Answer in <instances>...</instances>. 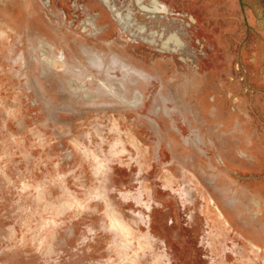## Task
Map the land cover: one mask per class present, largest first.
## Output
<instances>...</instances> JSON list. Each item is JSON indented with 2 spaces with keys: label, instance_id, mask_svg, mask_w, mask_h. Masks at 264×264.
I'll list each match as a JSON object with an SVG mask.
<instances>
[{
  "label": "rangeland",
  "instance_id": "1",
  "mask_svg": "<svg viewBox=\"0 0 264 264\" xmlns=\"http://www.w3.org/2000/svg\"><path fill=\"white\" fill-rule=\"evenodd\" d=\"M0 264H264V0H0Z\"/></svg>",
  "mask_w": 264,
  "mask_h": 264
},
{
  "label": "bare ground",
  "instance_id": "2",
  "mask_svg": "<svg viewBox=\"0 0 264 264\" xmlns=\"http://www.w3.org/2000/svg\"><path fill=\"white\" fill-rule=\"evenodd\" d=\"M158 5V4H157Z\"/></svg>",
  "mask_w": 264,
  "mask_h": 264
}]
</instances>
